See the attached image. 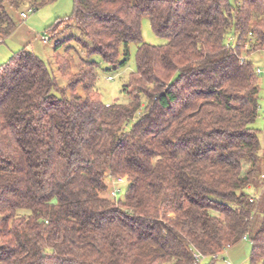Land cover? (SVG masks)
<instances>
[{
  "label": "trees",
  "instance_id": "1",
  "mask_svg": "<svg viewBox=\"0 0 264 264\" xmlns=\"http://www.w3.org/2000/svg\"><path fill=\"white\" fill-rule=\"evenodd\" d=\"M49 1L0 0V38L16 28L8 8ZM143 16L164 44L142 40ZM73 28L54 40L55 72L28 46L0 65V264H214L242 239L264 264L248 59L264 49V0H73L49 40ZM132 42L128 100L104 104L92 56L116 70Z\"/></svg>",
  "mask_w": 264,
  "mask_h": 264
},
{
  "label": "rangeland",
  "instance_id": "2",
  "mask_svg": "<svg viewBox=\"0 0 264 264\" xmlns=\"http://www.w3.org/2000/svg\"><path fill=\"white\" fill-rule=\"evenodd\" d=\"M32 6L29 2L24 3L18 10L8 8L16 24L14 32L0 41V65L5 63L8 58L23 46H28L41 58H43L49 68L55 72V67L52 61V46L54 40L63 38L67 35L78 34L76 29L65 30L50 39L46 45L42 43L43 36L50 37L49 27L58 19H64L69 16L73 10V0H51L42 5H37L34 12L29 13L26 19L21 17V12ZM141 35L142 40L153 45H160L166 42V39L161 38L152 31L148 17L143 16L141 19ZM229 39V38H228ZM234 38L230 37L233 42ZM47 42V41H45ZM136 43L129 45V59L124 67L116 70L112 69V65L101 61L98 55H93L92 59L98 62L97 78L94 82V87L97 90L99 98L104 104H112L114 102L126 103L128 96L122 92V85L128 81L131 73L135 71V53ZM245 54L242 55L244 57ZM123 59L122 51L119 53V61ZM254 69L260 70L257 73L258 91V116L253 122L252 126L258 130V137L262 143L263 128H264V49L256 50L248 55ZM77 62V60H76ZM56 78L59 86L63 87L66 84L65 77L56 73ZM133 118L131 121H134ZM246 164L244 169H246ZM108 187L112 186V179L107 178ZM125 184L121 185V192L118 193V199H122L124 194ZM251 189V195H257L254 188ZM259 189V188H258ZM256 191V190H255ZM258 191V190H257ZM109 194L111 195L110 191ZM251 243L249 239H242L237 244L224 249V251L217 256L214 264H250ZM211 260L209 257L202 258V264H207ZM256 264H261L257 262Z\"/></svg>",
  "mask_w": 264,
  "mask_h": 264
},
{
  "label": "built area",
  "instance_id": "3",
  "mask_svg": "<svg viewBox=\"0 0 264 264\" xmlns=\"http://www.w3.org/2000/svg\"><path fill=\"white\" fill-rule=\"evenodd\" d=\"M34 10H35L34 6H29L26 9V11L21 12V17L23 19H26L28 17V14L34 12ZM42 39H43V41H49L48 37H43ZM0 41H2L1 38H0ZM243 58L244 57H241V60H243ZM256 72L260 73V70L257 69ZM125 181H126V178H124V177L112 178V186H111V188H109L111 196L116 197L118 195V193L121 192V184H123ZM194 257H195L196 261L193 264H198V262H200L202 260V258L205 257V255H202L199 252H195Z\"/></svg>",
  "mask_w": 264,
  "mask_h": 264
},
{
  "label": "crops",
  "instance_id": "4",
  "mask_svg": "<svg viewBox=\"0 0 264 264\" xmlns=\"http://www.w3.org/2000/svg\"><path fill=\"white\" fill-rule=\"evenodd\" d=\"M13 32H14V31H13ZM13 32H12V33H13ZM12 33H11V34H12ZM11 34H10V35H11ZM10 35H9V36H10ZM43 37H46V36H43ZM42 43H43L44 45H46V44L48 43V41L45 42V41H43V39H42ZM28 46H29V45H28ZM257 69H258V68H257Z\"/></svg>",
  "mask_w": 264,
  "mask_h": 264
},
{
  "label": "water",
  "instance_id": "5",
  "mask_svg": "<svg viewBox=\"0 0 264 264\" xmlns=\"http://www.w3.org/2000/svg\"><path fill=\"white\" fill-rule=\"evenodd\" d=\"M236 193H238V191H236Z\"/></svg>",
  "mask_w": 264,
  "mask_h": 264
}]
</instances>
